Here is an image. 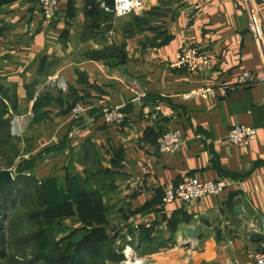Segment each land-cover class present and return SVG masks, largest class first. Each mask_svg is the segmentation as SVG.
<instances>
[{"label": "crops", "instance_id": "0c3cea01", "mask_svg": "<svg viewBox=\"0 0 264 264\" xmlns=\"http://www.w3.org/2000/svg\"><path fill=\"white\" fill-rule=\"evenodd\" d=\"M145 2L115 19L98 0H59L49 24L40 0H0V84L10 111L26 114L44 92L52 97L44 119H33L18 139L19 161L29 165L14 170L22 177L16 207L32 201L47 178L66 187L70 173L84 196L102 203L103 221L87 227L104 236L112 255L124 257L129 247L144 264H255L264 249V85L236 81L245 70L264 74V49L250 30L257 17L264 38V1ZM200 43L208 65L197 72L172 67L182 45ZM201 86L215 88L214 95L182 99ZM78 101L90 111L74 121ZM105 106L122 107L125 123H106ZM238 124L258 129L246 147L227 138ZM170 128L182 130L184 143L161 153L156 139ZM189 175L228 185L221 195L164 204V190ZM69 222L76 231L84 227L75 214L62 219V230ZM88 256L84 264H93ZM104 263L115 264L110 255Z\"/></svg>", "mask_w": 264, "mask_h": 264}, {"label": "trees", "instance_id": "16d2710c", "mask_svg": "<svg viewBox=\"0 0 264 264\" xmlns=\"http://www.w3.org/2000/svg\"><path fill=\"white\" fill-rule=\"evenodd\" d=\"M1 1L5 2L8 0ZM107 3L111 5L113 4V0H107ZM110 16L112 15L108 14V17ZM3 90L4 89L0 84V121H3L8 112H10L9 104L6 103L8 98L6 94L3 93ZM50 94V92H44L35 102L33 107L35 121H42L44 119L46 113H43L42 109L48 105L52 98ZM75 105L76 103L71 107V110ZM9 126L10 120L8 122V129L7 126H5L7 129L6 134L0 138V148H2V145L9 146V140L13 139ZM10 166L4 168L0 164V171L8 170ZM23 170H26V168L24 169V167H20L18 172H22ZM17 180L18 177L10 184H0V198L3 199L1 201L6 202L1 204L0 201V245L2 246L0 247V261L6 260L9 256L7 254L8 252H6L9 245L8 240H6V238L8 239V235L5 234V225L3 222L4 220L8 221L10 217L9 214L4 211L9 206L10 210L17 205L15 198L18 193L20 194L21 192V189L16 185L19 183ZM66 180L67 186L60 187L57 180L47 178L44 181H41V183L39 182V187L33 189L31 199H33L32 202L35 205L33 207L27 206L25 208L26 212L24 213V217H26L28 221L30 220V224L32 225L30 226L29 233H25L26 235L21 239L26 240L23 244L29 245V243L33 242V245L37 248L36 251L41 254V252H43L42 248L44 244H46L44 239H42L44 236L41 235L48 232L53 234V240L50 239L48 241L54 243L52 244L53 248L58 252L55 254V259L49 260L50 264H84L87 255L92 258L93 264H98V258L104 253L105 256L107 254L106 257L110 255V259L114 260V262L115 260L118 261L119 255L116 256L110 253V245L107 244V240L103 238L104 236L98 234L95 228L89 229L87 227V225L101 223L103 221L100 214L103 210L102 203L100 201L96 202L90 200L87 196H84L79 181L71 176L70 173H67ZM75 214H78L79 218L84 223V227L81 230L82 232L74 230L71 233H66L64 237L59 240L58 234L61 231L63 233L60 222L62 219L74 216ZM88 232H90V234H88ZM65 241L67 242L64 246ZM33 259L34 260H31L29 264H34L39 257L36 256V258Z\"/></svg>", "mask_w": 264, "mask_h": 264}, {"label": "built area", "instance_id": "2783aa9c", "mask_svg": "<svg viewBox=\"0 0 264 264\" xmlns=\"http://www.w3.org/2000/svg\"><path fill=\"white\" fill-rule=\"evenodd\" d=\"M101 7L112 15L113 18H121L128 16L131 13H135L143 10L146 7L145 0H113V4L107 3V0H98ZM264 1V0H256ZM41 11L43 19L49 24L59 16L60 7L59 0H40ZM250 30L255 34L259 40L261 47L264 49L263 34L260 27V20L257 17L252 16L250 22ZM113 30L110 31L112 35ZM177 61L172 64V67L180 70H186L189 72L200 71L205 65L211 62L209 53L206 52L203 44H184L177 52ZM260 83L264 85V74H258L249 70L243 71L236 81L237 86H253L254 84ZM137 87V85H135ZM59 88L66 90L67 85L65 82L60 81ZM215 88L209 86L194 87L187 93L182 95V99L190 100L196 98H207L214 95ZM90 109L78 101L72 108V119L74 121L82 120L89 115ZM104 120L108 124H123L126 121V114L124 109L120 106H105L101 111ZM35 113L32 110L26 112V114H16L11 112L10 126L11 135L15 138H22L30 122L33 121ZM258 129L245 124H238L228 132V140L235 145L240 147L248 146L257 137ZM184 140V134L182 130L178 128H170L163 132L156 140L158 150L161 153L176 152L182 145ZM14 177V174H13ZM41 183V182H40ZM228 185L226 180L212 181L204 180L201 181L195 175H189L186 180L179 182L173 186L167 187L163 192V203L169 204L173 201H180L183 204L194 203L203 199L207 195H221L224 188ZM262 234L264 235V222L260 225ZM132 238L128 236L130 241ZM125 247L124 254L127 260L119 262L118 264H140L144 263V260L139 256L128 255ZM139 259V260H138ZM253 263L264 264V249L258 251L255 254Z\"/></svg>", "mask_w": 264, "mask_h": 264}, {"label": "rangeland", "instance_id": "374dc122", "mask_svg": "<svg viewBox=\"0 0 264 264\" xmlns=\"http://www.w3.org/2000/svg\"><path fill=\"white\" fill-rule=\"evenodd\" d=\"M8 101L9 100H7V102ZM10 117H11V111L8 112V114L6 115L3 121H0V138L1 136H4L7 132L8 122H9ZM5 126H7V129L5 128ZM18 139L20 138L13 137L12 140L11 139L9 140L10 141L9 146L2 145L1 146L2 148H0V164L4 168L9 167L11 165L10 168H8V170L12 169V170H16L17 172L20 170V167H24V169L25 168L27 169L29 165V164L25 165L23 162H21L22 160L19 161L23 153H22V148H20L18 144ZM17 177H18L17 181L21 182L22 177L21 176H17ZM17 197H19V193L15 199H16V202L21 201V199L19 198L20 199L19 200ZM1 200L3 199L0 198V201ZM4 203L6 202L1 201V204H4ZM34 205L35 204L32 201H28L26 203L20 202V205L17 206L16 209L13 208L9 210L10 206L9 207L4 206V207H7L4 212L8 213L10 217L8 221L4 220L3 222V224L5 225V234L8 235V239L6 238V240H8L9 245L8 247L6 246L7 247L6 252H8L7 254L9 256L7 257L6 260H1L0 264H20V263L29 264L31 260H34L33 258H36V256H38L39 259H37V261L34 264H50L49 260L55 259L54 258L55 254L58 252H56L55 249L53 248L52 244L54 243L52 242L50 243V241H48L50 239L53 240V234L48 233L46 237L44 236L42 238L44 239V242H46V244H44L42 248L43 252H41V254L36 251L37 248L36 246L33 245V242L27 245V244H23L25 243L26 240H21L22 238H24L26 234L29 233L30 226L32 224H30L31 223L30 220L28 221V219H26L24 216L21 217V215L19 214L22 210H25L24 208H26L27 206L33 207ZM0 224H1V221H0ZM65 226L66 227H64L63 229L64 234L63 236H61V238H59V240H61L66 233H71L75 230L74 224L72 222L67 223ZM66 242L67 241L64 242V246L66 245ZM0 247L2 246L0 245ZM137 252H138L137 248H135V250H133L131 255H135L137 254ZM104 254H102L100 258H98V264H105L104 263L105 259L106 258L108 259V257H106L107 254L106 256ZM124 260H127L125 256L122 257V255H119L118 261L115 260L114 263L117 264L116 262L119 263Z\"/></svg>", "mask_w": 264, "mask_h": 264}, {"label": "water", "instance_id": "95a60500", "mask_svg": "<svg viewBox=\"0 0 264 264\" xmlns=\"http://www.w3.org/2000/svg\"><path fill=\"white\" fill-rule=\"evenodd\" d=\"M103 21H106V18H103ZM105 28L107 30H111L112 29V25L111 24H106ZM120 54L122 55V59L123 62H126V58L127 55H125V53L123 51H120ZM142 101V100H140ZM14 174V170L10 169V170H1L0 171V184H10L15 180V177H13ZM241 206L238 207V209H236L238 212L240 211ZM251 238L255 241H258L259 239H262L261 235H256V234H252ZM140 264H144V263H140Z\"/></svg>", "mask_w": 264, "mask_h": 264}, {"label": "bare ground", "instance_id": "6f19581e", "mask_svg": "<svg viewBox=\"0 0 264 264\" xmlns=\"http://www.w3.org/2000/svg\"><path fill=\"white\" fill-rule=\"evenodd\" d=\"M128 250H127V252H125V253H127L128 255H131L132 254V252H133V249H131V248H127ZM139 260V259H138Z\"/></svg>", "mask_w": 264, "mask_h": 264}]
</instances>
